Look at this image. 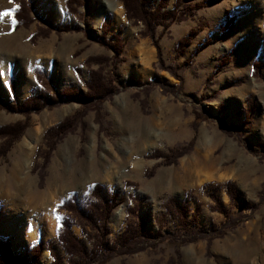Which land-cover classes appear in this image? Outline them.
<instances>
[{
    "label": "rangeland",
    "instance_id": "rangeland-1",
    "mask_svg": "<svg viewBox=\"0 0 264 264\" xmlns=\"http://www.w3.org/2000/svg\"><path fill=\"white\" fill-rule=\"evenodd\" d=\"M176 1L142 0L146 20H128L124 11L125 20L119 24L105 13L97 25L103 6L94 0H81L75 15L67 13L66 0H59L64 11L57 18L50 16L46 0H29L33 20L18 28L12 15L0 18V74H7L0 98L4 105L17 106L0 109V127L24 125L21 134L0 136V146L12 140L0 156V176L8 192L0 194V221L15 213L27 229L32 226L36 238L21 243L18 236L1 229L0 236L8 238L13 255L24 257L27 264H52L49 241L60 264H73L56 238L62 213L56 207L72 194L80 208L87 207L96 183L116 205L95 255L93 239L80 227H71L86 254L73 257L77 264H264V44L254 56L249 47L264 40V0H215L203 5L197 4L204 0ZM18 4L0 0V11ZM227 16L234 17L226 22ZM59 24L69 25V30L56 31ZM190 33L182 50L179 42ZM205 40L208 44L201 47ZM141 42L155 53L153 75L145 80L129 74L130 52ZM44 45L49 49L40 50ZM25 46L35 55L50 57L51 64L31 63L29 90L18 93L15 71ZM98 56L106 59L90 62V67L84 63ZM226 56L230 60L223 63ZM254 60L259 62L256 71ZM65 61L73 77L62 75L60 65ZM100 66L104 82L114 86L112 93L69 99L64 92L68 87L87 94L88 69ZM35 67L52 80L57 99L45 91L41 98L45 105L24 106V111L23 100L41 87ZM66 119H71L70 126L50 148L46 131ZM179 148L185 152L181 156ZM203 159L211 162L208 170L215 173L199 183ZM27 160L35 191L54 186L55 200L28 202L20 187H27ZM228 181L237 192L233 200L226 192ZM169 199L177 208L174 214L166 210ZM216 203L220 211L214 208ZM120 206L123 218L116 225L112 217ZM136 221L144 222L138 237L120 241L127 224ZM49 227L54 233L46 236ZM39 240L44 247L33 261L29 250Z\"/></svg>",
    "mask_w": 264,
    "mask_h": 264
},
{
    "label": "trees",
    "instance_id": "trees-1",
    "mask_svg": "<svg viewBox=\"0 0 264 264\" xmlns=\"http://www.w3.org/2000/svg\"><path fill=\"white\" fill-rule=\"evenodd\" d=\"M14 1H17L19 3L17 7H14V11L12 12V17L15 20L14 27L18 28L22 24L26 25V24L31 23L33 18L30 16L31 11H30L29 0H14ZM121 1L123 3L125 15L128 20H131V19L139 20V21L146 20L145 11L142 8V0H121ZM179 1L181 0H177L176 4H178ZM212 1H215V0H204L202 3L200 2L197 5L207 4ZM164 2L165 1H163L161 5L164 4ZM80 5H82L81 0H66L67 13L72 14V15L77 14L78 13L77 7ZM156 13L157 12H154L152 13V15L155 16ZM233 17L227 16L226 22H229L231 19H233ZM105 23L106 21H104L102 25ZM58 30L59 31L69 30V25L59 24L56 28V31ZM225 30H227V28ZM191 35L192 33L188 34V36L180 40L179 43L182 46L181 48L182 50H184V47L186 48V46L190 42ZM35 36L36 34L32 36L33 40ZM208 42L209 40H205L204 42H202L200 46L203 47L207 45ZM116 43H119V41L117 40ZM114 47H116L115 44H114ZM115 51L118 52L119 49L115 48ZM103 59H106V58L101 57V56L89 57L87 58V60H85L84 63L90 67L89 65L90 62L99 64L102 62ZM229 60H230V57L226 56V58L223 59V63H226ZM258 66H259L258 60H254L253 62L254 71L257 70ZM33 71L36 76V81L37 83L40 84L41 87L39 88L38 94L29 96L23 100L22 108L24 111H25L24 106L45 105L44 102H41V98L45 91L46 92L52 91V98H54L55 100L57 99L55 96L58 92L53 87L52 80H50L48 76H46L44 70L42 68L35 67ZM88 74H89V80L86 85L88 87L87 94L82 95L75 88L68 87L64 92L66 93L68 97H71L69 99H73L74 96H77V98L80 101H83L85 99L92 98L98 95L106 97L112 93L114 86H109L104 82V79L102 77L101 66L98 67L97 69L89 68ZM9 81H10L9 90L13 93V83H12L13 80L10 79ZM12 103L10 102L9 105H4L0 98V109H9V110L16 109L17 106ZM70 123H71V119H66L62 124L58 125L57 127H52L46 131V144L50 146V148L54 147V143H56V139L60 136V134H63L64 132H66V129L68 126H70L69 125ZM23 127L24 125L21 123H18L14 126H2L0 127V136L8 137L9 135L13 134V131H15V133L17 132L18 134H21ZM10 141L12 140L10 139L6 142L4 146L3 145L0 146V156L6 153V150L8 149V144L10 143ZM176 152H178L177 153L178 156H181L185 153L180 148L177 149ZM158 154L159 153L157 152L156 154H154V156L158 157L159 156ZM166 157L167 159H169V156H166ZM128 185H131V184L129 183ZM234 186L235 185L231 181H228L226 183V192L228 193V195L231 197L232 200L236 198L237 196V192ZM203 187H205V185ZM101 190H102L101 185L99 183H96L88 194L87 207L85 206L83 209L78 206V202H77V198L75 194H72L66 199H64L56 207L57 212H62L60 213V217L58 220V226L55 231L56 238L58 242L63 246L65 252L69 255L70 263L77 264L73 260L74 259L73 257H79L81 259L86 257L84 245L82 244L79 238L75 237V235L73 234L71 230V227L73 225L80 227L82 234H86L89 236V238L93 239V248L91 251L92 253H94V255L97 254L98 249L101 248L104 243L102 240L106 236V233H107L108 217L111 214V211L116 205V203L113 200H108V198L103 196L101 193ZM91 198H93L94 201H91L90 200ZM174 204H175L174 201L169 199L167 202V206H166V210L170 211L173 214L177 212L176 206H173ZM217 206H218V203H216L214 208L220 211L219 206L218 207ZM98 221H100L99 225H98ZM143 225H144V222H141V221H136V222L127 224V227L124 230L123 236H121L120 241H124L125 238H127L129 235L130 237H135V236L138 237V233L143 227ZM89 230L93 231L94 234H91ZM9 245L10 243H9L8 238H2L0 236V264H17L22 261H25L23 264H27V260L24 259V257L20 258V257H17L16 255H13V253L10 250ZM43 247H44V244L42 240H39L34 246L31 247V249L29 250V253L31 254V259L33 261H37L39 254ZM46 247L49 250L50 256L53 258L52 264H60V259L57 256L55 249H54V243L49 241Z\"/></svg>",
    "mask_w": 264,
    "mask_h": 264
},
{
    "label": "bare ground",
    "instance_id": "bare-ground-1",
    "mask_svg": "<svg viewBox=\"0 0 264 264\" xmlns=\"http://www.w3.org/2000/svg\"><path fill=\"white\" fill-rule=\"evenodd\" d=\"M94 1L100 2L103 6L99 10V21H98L97 25L99 24L100 20L103 18L105 13H111L112 14L114 24H119L122 20L123 21L125 20L124 8H123V5L121 2L116 3L113 0H94ZM46 4L49 8V14L52 18H57L59 16H62L63 11H64V6L60 5L59 0H46ZM258 9H259V7H258ZM257 16H259V15H257ZM18 36H21V35L18 34ZM262 44H264V40H262V41L256 40L250 44L249 47L252 50L253 56L259 52ZM24 48H25L24 58H23V60L18 62L19 65L17 66L16 71H15L16 76H17V91H18V93H24V92L29 90L30 80L32 79V74L30 71V64L31 63H36V64L42 65V66H50V64H51V58L50 57L35 55L33 53V51L29 50L26 46ZM48 49H49L48 45H44L43 47L40 48V50H43V51L48 50ZM130 54L133 57V64L131 66L129 74L133 75L139 79H142V80L151 78L153 75V68L151 66V63L155 59L154 48L150 47L146 42H141L131 50ZM68 66H69V63L67 61H65L63 63V65H60V71L64 77L70 78L73 76L70 73V71H68ZM5 75H7V74L0 75V90L2 88V84L6 85V76ZM152 122H153V124L157 123L156 119H152ZM199 159H201V158L199 157ZM199 161L196 163L198 164ZM201 163H203L205 166L202 168V171L199 172L200 173L199 178H198L199 183H202V182H205L207 180L212 179L214 177V173H215V171L208 170L210 168L209 167L210 163H211L210 161H205V162H201ZM27 164H28V167H27L28 177H27V180L25 181L27 187L26 186L24 187L23 185H20V187H22L23 190L26 192L25 197H27L28 202L31 204H34V203H37L39 201H43V202L47 201V199L55 200L58 196H57V193L55 192L56 190L54 191V189H55L54 186H49L48 190L46 192L35 191V189L32 186V178L30 179V177H29L30 172H31L29 160H27L25 162V165H27ZM199 165H202V164H199ZM16 176H17V172H15L12 175V177L15 181L17 180ZM221 177L224 178L225 175L220 174V178ZM4 182H5V180L0 176V194L2 193L3 195L8 193L4 189V186H3ZM65 186H66V183L64 181H62L60 183V187L64 188ZM28 187H29V190H28ZM8 189H10V188H8ZM13 194H16V195L18 194V185H17L16 189L13 191ZM226 199H227V197H226ZM112 218L115 221L116 225L118 223H120L122 218H123V207H121V206L118 207L115 210ZM0 229H1L2 233L15 234L16 236H18L21 239V243L28 244L29 242L34 240V238H36V233H35L34 229L32 228V226H30L29 229H27L26 224H24L22 221V217L16 215L15 213L9 214L8 216H6L5 218H3L0 221ZM53 233H54L53 227L52 228L49 227L48 229L45 230L46 236H49Z\"/></svg>",
    "mask_w": 264,
    "mask_h": 264
},
{
    "label": "snow or ice",
    "instance_id": "snow-or-ice-1",
    "mask_svg": "<svg viewBox=\"0 0 264 264\" xmlns=\"http://www.w3.org/2000/svg\"><path fill=\"white\" fill-rule=\"evenodd\" d=\"M13 11H14V9H7L4 11H0V18L11 16ZM13 23H15L14 19H13ZM0 75H2V74H0Z\"/></svg>",
    "mask_w": 264,
    "mask_h": 264
}]
</instances>
